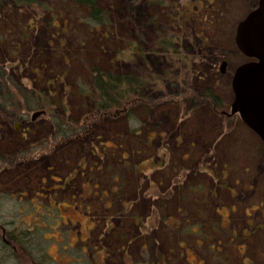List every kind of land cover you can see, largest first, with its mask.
I'll list each match as a JSON object with an SVG mask.
<instances>
[{"label":"rangeland","instance_id":"rangeland-1","mask_svg":"<svg viewBox=\"0 0 264 264\" xmlns=\"http://www.w3.org/2000/svg\"><path fill=\"white\" fill-rule=\"evenodd\" d=\"M257 2L99 0L89 32L70 0H0V264H264V143L229 114ZM112 58L141 132L77 94Z\"/></svg>","mask_w":264,"mask_h":264},{"label":"water","instance_id":"water-1","mask_svg":"<svg viewBox=\"0 0 264 264\" xmlns=\"http://www.w3.org/2000/svg\"><path fill=\"white\" fill-rule=\"evenodd\" d=\"M235 43L248 61L239 65L232 76L233 100L229 114H238L264 143V0H258L256 7L237 24ZM225 65L221 63V72ZM41 113L35 111L31 119Z\"/></svg>","mask_w":264,"mask_h":264},{"label":"trees","instance_id":"trees-1","mask_svg":"<svg viewBox=\"0 0 264 264\" xmlns=\"http://www.w3.org/2000/svg\"><path fill=\"white\" fill-rule=\"evenodd\" d=\"M11 1L16 4H21V3L33 2L36 0H11ZM70 2L71 4L74 5V8H76L77 11H81L83 15L85 14L88 16L89 19L88 18H87L88 20L84 19V21L88 23L87 27L89 32L98 30L107 25V20L105 16L107 12L101 8L99 0H70ZM73 19H76V17H73ZM78 19L80 18L78 17ZM165 44H166V40H165ZM165 46H169V45H165ZM246 60L248 59L246 58ZM99 61L101 62V58H99ZM113 61L116 60H113L112 58L107 68H105V66L101 68L98 65L93 67L90 81H88L89 89L87 88L81 90L80 88L79 91H77V94L79 97L83 99L85 98L91 99L92 111L94 113L96 112L98 114H106L109 112V110L113 108L115 114L119 112L118 114H122L127 118L136 117L139 128L141 126L139 130L141 132L143 129L142 128L143 122L145 123L147 121L146 119L150 114L149 107H147V105H144L145 107H143L144 110L143 119L139 120L137 116L133 114V110H134L133 106H135V103H140L139 93L141 92V89L146 82L141 81V79L138 77L130 76L129 74H123V73H119L116 75L113 74L111 72ZM200 96L203 99L206 98L209 100L214 97L213 93L210 91L203 92V94ZM140 106H142V104ZM139 131L135 129H131L130 134L134 136L133 138L134 141L137 140L140 143H143L144 142V140H142L143 138H140L138 136L140 134ZM132 152L134 154L135 150H133ZM118 238L123 239V236H118ZM7 247L9 248V246ZM12 251L13 249L10 248L11 253Z\"/></svg>","mask_w":264,"mask_h":264}]
</instances>
